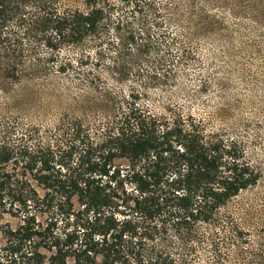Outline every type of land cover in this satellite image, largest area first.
Segmentation results:
<instances>
[{
    "label": "trees",
    "instance_id": "16d2710c",
    "mask_svg": "<svg viewBox=\"0 0 264 264\" xmlns=\"http://www.w3.org/2000/svg\"><path fill=\"white\" fill-rule=\"evenodd\" d=\"M108 2L0 0V88L70 73L51 63L108 25ZM150 36L141 20L121 39L114 79L130 75L131 47L150 55ZM103 97L33 115L0 103V264H189L200 243L221 242L218 227L236 228L223 211L262 175L240 137L157 112L137 89Z\"/></svg>",
    "mask_w": 264,
    "mask_h": 264
},
{
    "label": "rangeland",
    "instance_id": "374dc122",
    "mask_svg": "<svg viewBox=\"0 0 264 264\" xmlns=\"http://www.w3.org/2000/svg\"><path fill=\"white\" fill-rule=\"evenodd\" d=\"M108 1V25L62 45L51 63H73L70 73L51 68L0 88V103L19 115L90 111L105 107L107 90L137 89L157 112L193 114L228 129L244 141L261 179L224 209L236 228L218 227L221 242L200 243L189 264H264V0ZM141 20L154 48L138 58L131 47L130 75L118 81L112 71L121 39Z\"/></svg>",
    "mask_w": 264,
    "mask_h": 264
}]
</instances>
